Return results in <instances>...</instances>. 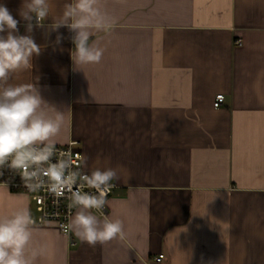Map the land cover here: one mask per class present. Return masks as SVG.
<instances>
[{
    "label": "crops",
    "instance_id": "crops-1",
    "mask_svg": "<svg viewBox=\"0 0 264 264\" xmlns=\"http://www.w3.org/2000/svg\"><path fill=\"white\" fill-rule=\"evenodd\" d=\"M65 2L51 0L54 15ZM0 3L20 20L22 0ZM101 6L111 27L95 37L100 63L73 62L66 27L59 44L35 28L41 53L13 83H37L62 112L55 145L78 142L86 171L117 170L108 216L125 235L90 246L32 225L36 264H264V0ZM25 202L35 218L27 195L0 186V213Z\"/></svg>",
    "mask_w": 264,
    "mask_h": 264
},
{
    "label": "clouds",
    "instance_id": "clouds-1",
    "mask_svg": "<svg viewBox=\"0 0 264 264\" xmlns=\"http://www.w3.org/2000/svg\"><path fill=\"white\" fill-rule=\"evenodd\" d=\"M18 15L20 20L0 3V168L7 166L17 172L29 191L46 187L56 197L67 194L69 207L75 209L69 227L80 241L95 246L123 239L122 220L103 213L112 181L119 179L117 170L97 167L82 173L73 169L70 154H60L54 162L55 137L64 123L62 112L41 96L37 83H13L18 72L33 68L34 57L41 53L33 35L35 28H46V37L57 32L59 44L63 39L59 29L66 27L74 44L73 62L98 64L104 49L95 37L107 31L111 21L101 0H66L59 16L53 14L51 0H22ZM49 19L51 23L45 24ZM21 21L23 35L18 27ZM127 119L133 122L135 113L130 112ZM34 223L27 202L7 214L0 213V264H36Z\"/></svg>",
    "mask_w": 264,
    "mask_h": 264
},
{
    "label": "built area",
    "instance_id": "built-area-1",
    "mask_svg": "<svg viewBox=\"0 0 264 264\" xmlns=\"http://www.w3.org/2000/svg\"><path fill=\"white\" fill-rule=\"evenodd\" d=\"M236 45L241 46L242 42L240 40L236 41ZM225 103V96L219 94L216 96L213 106L215 108L221 107ZM56 155L53 157V161L59 158L60 154H70L73 160V169L80 171L82 173H89L83 167V159H78V157L83 158V154L79 148L78 142H70L66 145H55ZM0 186L6 187L12 193H22L28 196L31 209L35 210L37 216L33 218L35 223L33 225H44L47 223H54L59 228V230L64 234H69L71 228L69 223L75 209L70 208V200L67 198V194L62 197H56L54 194L49 192L46 187H42L37 191L27 190L21 176L9 169L7 166L0 168ZM113 184V183H112ZM114 185V184H113ZM115 185L111 188L107 195V200L113 193ZM85 191H92L94 189L85 188ZM94 211V214L100 215ZM103 213L108 215V206L106 205L103 209ZM75 245V242H73ZM163 256H158L155 258L157 263H161Z\"/></svg>",
    "mask_w": 264,
    "mask_h": 264
}]
</instances>
